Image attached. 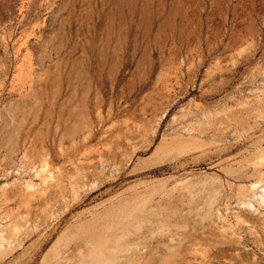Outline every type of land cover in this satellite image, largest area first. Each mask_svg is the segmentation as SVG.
Listing matches in <instances>:
<instances>
[{"label": "rangeland", "instance_id": "rangeland-1", "mask_svg": "<svg viewBox=\"0 0 264 264\" xmlns=\"http://www.w3.org/2000/svg\"><path fill=\"white\" fill-rule=\"evenodd\" d=\"M0 264H264V0H0Z\"/></svg>", "mask_w": 264, "mask_h": 264}]
</instances>
